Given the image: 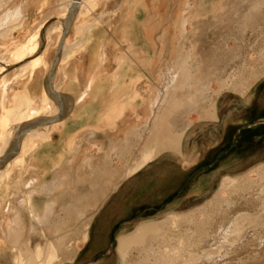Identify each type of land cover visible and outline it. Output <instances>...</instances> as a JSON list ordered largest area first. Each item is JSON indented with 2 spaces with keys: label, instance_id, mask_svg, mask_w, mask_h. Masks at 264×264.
Instances as JSON below:
<instances>
[{
  "label": "crops",
  "instance_id": "0c3cea01",
  "mask_svg": "<svg viewBox=\"0 0 264 264\" xmlns=\"http://www.w3.org/2000/svg\"><path fill=\"white\" fill-rule=\"evenodd\" d=\"M252 3L258 20L264 0ZM74 4L77 17L66 35L83 32L82 58L73 44L56 71L61 46L49 69L40 65L30 72L31 57L3 75L12 82L0 103L10 112L0 105V119L12 116L5 131L19 136L8 149L0 143V245L19 247L30 264H122L120 244H150L145 239L152 235L140 234L144 227L203 207L225 176L264 172V32L251 64L227 77L221 43L208 64L201 30L206 18L192 20L199 27L196 44L175 43L186 35L185 14L173 9L166 35L161 0H0V19L18 10L22 32H46L51 20L63 32ZM83 15L87 23L76 24ZM1 26L10 29L15 22ZM208 68H214L213 78ZM172 72L178 83L164 91ZM48 101L54 106L47 108ZM34 108L42 114L28 119ZM60 110L55 123H42ZM31 142L37 144L26 151ZM0 264H11L8 253H1Z\"/></svg>",
  "mask_w": 264,
  "mask_h": 264
},
{
  "label": "rangeland",
  "instance_id": "374dc122",
  "mask_svg": "<svg viewBox=\"0 0 264 264\" xmlns=\"http://www.w3.org/2000/svg\"><path fill=\"white\" fill-rule=\"evenodd\" d=\"M252 2L253 0H222L217 16L215 18L208 16L204 22H201V30L206 32L205 43L209 65L214 64L215 56L218 57V54L214 51L215 44L219 42L223 46V76H237V74L244 72V64H251L250 59L255 58L254 47L262 43L264 13L260 15L258 20L254 19L256 8ZM262 7L264 8V6ZM174 8L180 9L185 14V23L187 24V34L181 40L174 38L176 40L175 43H188L191 45L192 41L197 40L198 37L196 35L189 36L188 32H198L199 30L198 22L189 23L188 20L194 12V0H161L159 12L164 13L166 19L164 22V33L172 30L173 22L170 19H172L171 14ZM80 23L83 25L87 23L84 15L81 20L80 17L77 18L76 24ZM53 25H58V23L53 20L47 22L45 30ZM59 25L61 26V24ZM16 28H19V32H11ZM8 29L6 26L5 28L0 27V94L2 96L8 92V89L11 91L9 83L12 82L3 75L16 66V64L10 63L7 54L31 34V32H22V26L17 21L15 26L10 28L9 31ZM51 33L50 37H47V31L38 33L40 47H43V49L46 45L49 47L46 53V61L48 63L51 60L55 40L59 34L56 31ZM82 33L69 32L66 42H64V39L67 35L63 37V54H65V50L68 47L75 44L77 45L75 54L82 58L84 45L79 40V36ZM61 38L62 33L58 40L57 48ZM163 39H165L164 43L169 42L167 37L164 36ZM171 43H174L173 37ZM41 52L37 51L35 54L27 56L25 60L31 57L34 58ZM62 60L66 64L63 56ZM234 61H239L238 66L233 65ZM208 72L210 73L209 76L213 78L214 68H208ZM50 111L52 109L48 110V112ZM53 112H55L54 108ZM8 135L9 133H5L4 139ZM40 138H42L41 134L36 135L35 140ZM35 143L27 144L26 151L31 150L32 145ZM253 171L258 172V170ZM247 174L242 180L237 182V185L236 181L235 183L228 182L227 186L220 190L218 195L212 197L205 206L200 208L201 210L196 209L197 211L193 210L190 213H184L186 214L185 216L181 213L180 217L174 218L172 222L166 219V224L165 222L162 223L165 229L162 228L161 231L153 233L151 237L145 239L150 241V244H135L129 247L130 252L127 254V259L122 260V264H142L141 261L143 260L145 264H155L156 261L157 264H161V260L157 259L158 257L162 255L166 257L168 255L173 256L175 253L178 255L173 248H184V246L185 248L181 252L186 254L184 256L189 255L188 252L191 255L195 254L193 256H209L208 259L199 260L198 264H264V172L251 176ZM207 205H210V207L208 208ZM187 215L188 218H186ZM150 245L153 251H151ZM140 246H148V249L143 250ZM186 246L188 247L186 248ZM22 253L24 252L22 251ZM151 259L156 261L153 262Z\"/></svg>",
  "mask_w": 264,
  "mask_h": 264
},
{
  "label": "bare ground",
  "instance_id": "6f19581e",
  "mask_svg": "<svg viewBox=\"0 0 264 264\" xmlns=\"http://www.w3.org/2000/svg\"><path fill=\"white\" fill-rule=\"evenodd\" d=\"M70 2V1H69ZM72 2V1H71ZM77 2V1H76ZM221 2H222V0H194V12L191 14V17H190V20H189V23H192V20L194 19V18H201V19H203V18H206V17H208V16H210V17H216L217 16V14H218V12L220 11V8H221ZM80 3V2H79ZM82 3V2H81ZM72 4V3H71ZM78 4V3H77ZM69 5V4H68ZM82 5V4H81ZM80 5V6H81ZM79 6V5H78ZM77 6V7H78ZM1 8V7H0ZM65 8H66V6H65ZM80 8V7H79ZM223 8V7H222ZM18 9V8H17ZM13 12H9V14H8V12H3L4 13V15H3V19H4V23L6 24V22H8V21H17L18 22V24H20L19 22L21 21V15H20V13L21 12H18V10L17 11H15V10H12ZM79 13H80V11H78ZM9 15V16H8ZM64 15V14H63ZM74 15H75V18L77 17V8H76V10H75V12H74ZM2 19H0V25H3L4 23L2 22ZM137 22V21H136ZM11 25H13V23L11 22L10 23ZM179 24V23H178ZM17 25V24H16ZM20 26V25H19ZM1 27V26H0ZM182 28V27H181ZM61 30H62V27L58 24V25H53V26H51V27H49L48 29H47V37H50V35L52 34L51 32H54V31H56V32H58L59 34H58V37H57V39L55 40L56 42H55V45H54V48H53V53H52V55H51V60H50V62L48 63L47 61H46V53L48 52V45H46L45 46V48L43 49V51L38 55V56H36V57H34V58H32V59H30V62H29V64H27V66L29 67H26V68H28V69H30V72L34 69V68H36V67H38V66H40V65H45V66H47L48 67V69H49V67H50V65H51V63H52V60H53V58H54V56H55V53H56V49H57V44H58V40L60 39V35H61ZM38 33L39 32H31V34L28 36V38L26 39V40H24L20 45H17L16 46V48H14L11 52H9L8 54H7V56H8V58L10 59V63L11 64H16V63H18V62H20V61H22V60H24L27 56H29V55H32V54H35L39 49H40V39H39V35H38ZM69 33V32H68ZM187 34V33H186ZM188 34H189V36H194L195 35V32H188ZM200 34V33H199ZM68 36L69 35H67L66 36V38L64 39V42H66V40H67V38H68ZM200 37V36H199ZM135 40V39H134ZM185 40V39H184ZM196 39L195 40H193L192 41V43H191V45L193 46L194 44H196ZM47 42V41H46ZM63 42V43H64ZM129 42V41H128ZM64 46V45H63ZM63 46H62V51H61V57H60V60H59V63H58V65H57V67H56V71H61V68H63V66L65 65L64 64V61L62 60V54H63V52H64V50H63ZM192 46H191V48H192ZM193 51H194V48H193ZM190 52V51H189ZM195 54H197V53H195ZM186 55V54H185ZM188 55H189V53H188ZM188 55H186L187 57H188ZM192 57V56H191ZM183 58V57H182ZM189 58H190V55H189ZM188 58V59H189ZM178 59V58H177ZM264 59V58H263ZM184 60H185V58H184ZM175 61V60H174ZM186 61H188L187 59H186ZM28 62V61H27ZM184 62V61H183ZM198 63V62H197ZM201 63V62H200ZM26 65V64H25ZM126 65V64H125ZM203 65V64H202ZM24 66V65H23ZM262 66V65H261ZM192 67V66H191ZM191 67H189V73H190V68ZM198 67V66H197ZM196 67V68H197ZM195 68V67H194ZM23 70V69H22ZM170 70L171 69H169V72H170ZM181 71V70H180ZM199 72H200V70H199ZM253 72V71H252ZM22 73H23V71H22ZM21 73V74H22ZM173 73V72H172ZM174 73H175V71H174ZM173 73V74H174ZM192 73V72H191ZM200 73H202V72H200ZM255 73V72H254ZM30 74V73H29ZM203 74V73H202ZM201 74V75H202ZM171 75V74H170ZM189 75V74H188ZM204 75V74H203ZM202 75V76H203ZM53 76H54V74H53ZM53 76H51V77H53ZM183 76V75H182ZM56 77V76H55ZM176 74H174L172 77H171V81H168V82H164L166 85H165V87H164V85H163V87H164V91H167L169 88H174V86H173V84H175L176 85V83L175 82H177V81H175L176 80ZM240 77H241V75H240ZM239 77V78H240ZM179 78V77H178ZM183 78V77H182ZM188 78V77H187ZM191 78V77H190ZM189 78V79H190ZM197 78V77H196ZM180 79V78H179ZM204 79V78H203ZM191 80H192V78H191ZM205 80V79H204ZM208 80V79H207ZM245 80V79H244ZM166 81V80H165ZM179 81V80H178ZM206 81V80H205ZM226 81V80H225ZM237 81V80H236ZM247 81V80H246ZM52 82H54L53 81V78H52ZM180 82V81H179ZM191 82V81H190ZM203 82V81H202ZM233 82V81H232ZM231 82V83H232ZM51 83V82H50ZM178 83V82H177ZM192 83V82H191ZM230 83V82H229ZM228 83V84H229ZM236 83V82H235ZM54 85H55V82L53 83ZM227 84V83H226ZM225 84V85H226ZM238 84H239V81H238ZM240 84H242V83H240ZM53 85V86H54ZM191 85V84H190ZM229 85H231V84H229ZM248 85L250 86V83H248ZM52 86V85H51ZM50 86V87H51ZM52 86V87H53ZM232 86V85H231ZM237 86V85H236ZM162 87V88H163ZM180 87V86H179ZM188 87V86H187ZM193 87V86H192ZM190 88V87H189ZM189 88H187V89H189ZM198 88V87H197ZM206 88V87H205ZM204 88V89H205ZM55 90H57L56 89V85H55V88H54ZM46 90V89H45ZM55 90H53V91H55ZM202 90H203V88H202ZM243 90V89H242ZM176 91V90H175ZM188 91V90H187ZM44 92V91H43ZM56 92V91H55ZM163 92V91H162ZM46 93H48V92H45V94ZM52 93V92H51ZM219 93V92H218ZM49 94V93H48ZM161 94V93H160ZM168 94V93H167ZM15 95V94H14ZM51 95V94H50ZM53 95V94H52ZM194 95V94H193ZM43 96H45L44 94H43ZM47 96V95H46ZM57 96V95H56ZM168 96V95H167ZM166 96V97H167ZM2 97V96H1ZM6 97V96H5ZM50 97V96H49ZM61 97V96H60ZM59 97V98H60ZM14 98H16L15 96H14ZM47 98V97H46ZM51 98H53V97H51ZM57 98V97H56ZM161 98V97H160ZM197 98V97H196ZM42 99V98H41ZM43 99H44V97H43ZM42 99V100H43ZM48 99V98H47ZM47 99H46V101L45 102H47ZM163 99V98H162ZM1 100V99H0ZM3 100H5V99H3ZM54 100H55V98H54ZM60 100V99H59ZM44 101V100H43ZM51 101V100H50ZM50 101H48L49 103H46L47 104V108L51 105V106H54V105H52V103L50 102ZM1 102V101H0ZM3 102V101H2ZM44 102V103H45ZM64 102V101H63ZM66 102V101H65ZM158 102V101H157ZM163 102V101H162ZM4 103V102H3ZM13 103V102H12ZM43 103V102H42ZM14 104V103H13ZM40 104H41V101H40ZM45 104V105H46ZM66 104V103H65ZM160 104V103H159ZM212 104V107H214V102H212L211 103ZM0 105L2 106V104L0 103ZM59 105V104H58ZM64 105V104H63ZM157 105V104H156ZM210 105V104H209ZM0 106V107H1ZM69 106H70V104H69ZM155 106V105H154ZM3 107V106H2ZM43 107V106H42ZM64 107V106H63ZM68 107V106H67ZM4 108V107H3ZM6 108V107H5ZM3 109V110H6V109ZM33 108V107H32ZM51 108H54V110L55 111H57V108H55V107H51ZM50 108V109H51ZM65 108V107H64ZM70 108V107H69ZM156 108H157V106H156ZM12 109V108H11ZM37 108H34V109H32V110H30L31 111V113H29V116L27 117L28 119H33L34 117H39V115L40 114H42V113H40L39 114V112H41V111H39V109L38 110H36ZM46 109V108H45ZM59 109V108H58ZM155 109V108H154ZM49 110V109H48ZM208 110V109H207ZM7 111V114L6 115H8L9 113H8V111L9 110H6ZM39 111V112H38ZM211 111H212V109H211ZM10 112V111H9ZM26 112V111H25ZM5 113V112H4ZM55 113V112H54ZM58 114V113H57ZM5 115V114H4ZM43 116V115H42ZM47 116H50V115H47ZM6 117H9V116H6ZM5 116H3L1 119H0V143L2 142L3 143V141H4V144L3 145H5V147H4V150H5V148L6 149H8L7 148V146H9V143L14 139V137H16L17 136V134H18V130L17 131H15V133L14 134H12L11 135V132H9V135H8V137L7 138H5L4 139V137H5V133H6V131H4L5 130V126L7 125V121L9 120V119H7ZM10 117H12V116H10ZM9 117V118H10ZM45 117V116H44ZM61 117V116H60ZM23 118H24V116H23ZM22 118V119H23ZM42 118V117H41ZM36 119V118H35ZM28 122H29V120H27ZM34 121V120H33ZM56 121V120H55ZM55 121H54V123H55ZM18 122V121H17ZM12 123V122H11ZM20 123H22V121H20ZM24 123V122H23ZM22 123V124H23ZM25 123H27L26 122V120H25ZM43 123V122H42ZM21 124V125H22ZM30 124V123H29ZM14 126L16 125V124H13ZM13 126V127H14ZM51 126V125H50ZM18 127V126H17ZM24 127V126H23ZM16 128V127H15ZM48 128V127H47ZM46 128V129H47ZM50 128V127H49ZM14 129V128H13ZM17 129V128H16ZM15 129V130H16ZM36 129V128H35ZM38 129V128H37ZM37 131V130H36ZM46 131V130H45ZM45 133H48V132H45ZM181 135V134H180ZM21 136V135H20ZM29 136V135H28ZM17 138V137H16ZM46 138V137H45ZM20 140V139H19ZM25 141V140H24ZM179 141V140H178ZM17 142V141H16ZM24 143V142H23ZM37 143H35L34 145H32V147H31V150L32 149H34V147H35V145H36ZM13 145H15V144H13ZM18 145H19V143H18ZM17 145V146H18ZM3 147V146H2ZM1 147V148H2ZM12 147V146H11ZM10 148V147H9ZM18 150L19 149H17V152H18ZM4 152V151H3ZM6 153V152H5ZM19 153H21L20 151H19ZM3 154V153H2ZM9 154H11V153H9ZM1 157V156H0ZM7 157V156H6ZM147 158V157H146ZM0 159H2V158H0ZM7 158H5V160H6ZM12 159H14V157H12ZM2 163V162H1ZM264 163V162H263ZM259 167L260 168H262V167H264V164H262L261 166L259 165ZM259 167H257L258 169H260ZM263 169V168H262ZM1 170V169H0ZM2 172V170L0 171V173ZM246 175L245 174H242V175H237V176H225L222 180H221V182H220V184H219V187H218V190H217V192L216 193H214L215 195H218V193H219V191L220 190H222V189H224L227 185V183L228 182H234L235 183V181H236V185H237V182H239L240 180H242L243 179V177H245ZM32 182V181H31ZM33 183V182H32ZM31 185V184H30ZM20 198V197H19ZM24 198V197H23ZM212 199V197L211 198H208V199H206L207 201H206V203L207 202H209L210 200ZM25 200V199H24ZM28 200V199H27ZM20 202L22 203L23 202V200L22 199H20ZM8 203V202H7ZM205 203V204H206ZM9 204V203H8ZM17 204V203H16ZM202 204V203H201ZM210 204V203H209ZM29 205V204H28ZM19 206V205H18ZM32 206V205H31ZM31 206H30V211H31ZM203 206V205H202ZM205 206V205H204ZM208 206V205H207ZM210 207V205L208 206V208ZM200 208H202V207H200ZM199 208V209H200ZM6 209H7V207H6ZM32 209H33V207H32ZM194 209V208H193ZM207 209V208H206ZM201 210V209H200ZM7 211V210H6ZM29 211V210H28ZM197 211V210H196ZM16 212V211H15ZM14 212V213H15ZM204 212H205V210H204ZM12 213V212H11ZM10 213V214H11ZM13 213V214H14ZM179 213V212H178ZM185 213H187V212H185ZM190 213V212H189ZM188 213V214H189ZM12 214V215H13ZM30 214V213H29ZM32 214V213H31ZM11 215V216H12ZM186 214H184L183 216H185ZM19 216V215H18ZM38 216V215H37ZM180 217V214H176V213H172V214H170L166 219H168L167 221H174V218H177V217ZM30 217H31V215H30ZM34 217V216H33ZM12 219H13V217H11ZM15 218H17V217H15ZM14 218V219H15ZM18 218H20V217H18ZM186 218H188V215L186 216ZM13 219V220H14ZM32 219V218H31ZM165 219V220H166ZM32 221V220H31ZM158 221V220H157ZM166 221V222H167ZM169 221V222H170ZM152 222H154V221H152ZM166 222H165V224H166ZM162 222H160V223H158V224H155L154 226H150L149 224V227H144L142 230H140V234L143 236V238L144 237H146L147 235H153V233H156V232H159V231H161V229L162 228H164L163 227V224H161ZM34 224V223H33ZM88 224V223H87ZM39 226V225H38ZM145 226V225H144ZM167 226H168V224H167ZM140 227V226H139ZM166 227V226H165ZM86 228V227H85ZM40 229V228H39ZM165 229V228H164ZM86 230H84L83 231V233H82V239H85V237H86V232H85ZM136 233V232H135ZM165 233V232H164ZM163 233V234H164ZM39 234V233H38ZM163 236V235H162ZM132 237V236H131ZM155 237H156V234H155ZM142 238V237H141ZM132 239V238H131ZM140 241V243L141 244H138V245H142L143 244V242L144 241H141V240H139ZM139 241H137V242H139ZM173 241V240H172ZM180 241H181V239H180ZM134 242V241H133ZM124 243V242H123ZM5 244V243H4ZM173 244V243H172ZM182 244H183V242H182ZM145 245V244H144ZM175 245V244H174ZM168 246V245H167ZM170 246V245H169ZM127 247H129V246H127V245H125V244H120L119 246H118V251H119V256L121 255V257H122V259L123 260H125L126 259V256H127ZM143 250L145 249V250H147L148 249V246H140ZM150 247H151V245H150ZM165 247V246H164ZM164 247H162V248H164ZM188 246H186V248H187ZM161 248V247H160ZM159 248V249H160ZM184 248H185V246H184ZM184 248L183 247H175V248H173V250L175 251H177V253H178V255L175 253V254H173V256H161V257H156L158 260H161V264H198V261L200 260V261H202L203 259H208V255H206V256H198V255H196V256H193V255H195V254H193V255H191L190 254V252H188V254L189 255H187V256H184V255H186V254H183V253H181L183 250H184ZM151 249H152V247H151ZM158 250V249H157ZM164 250V249H163ZM172 250V249H171ZM172 250V251H173ZM29 251V250H28ZM151 251H153V249L151 250ZM165 251H168V250H165ZM165 251H164V253H165ZM146 252V251H145ZM169 252V251H168ZM1 253H8V256H9V261H10V263L11 264H30V261L29 260H27L28 259V257H29V255L27 254V255H24L25 253H22V250L19 248V247H17V246H7V244L6 245H0V255H1ZM151 253V252H150ZM170 253V252H169ZM191 253H193V252H191ZM158 255H159V253H157ZM166 254V253H165ZM172 254V253H171ZM206 254V253H205ZM204 254V255H205ZM150 256H151V254H149ZM155 255V254H154ZM210 255V254H209ZM156 256V255H155ZM160 256V255H159ZM193 256V257H192ZM146 257V256H145ZM152 258H154V257H152ZM155 258V259H156ZM8 259V258H7ZM144 261V260H143ZM143 261H141L142 262V264H145ZM151 261H153V262H155L156 260H153V259H151ZM157 262V261H156ZM155 262V264H157ZM41 263V262H40ZM154 264V263H153Z\"/></svg>",
  "mask_w": 264,
  "mask_h": 264
},
{
  "label": "water",
  "instance_id": "95a60500",
  "mask_svg": "<svg viewBox=\"0 0 264 264\" xmlns=\"http://www.w3.org/2000/svg\"><path fill=\"white\" fill-rule=\"evenodd\" d=\"M76 8H77V5H76V4L72 5V6L69 8V11H68V13H67L65 19L63 20V32H62V38H61V40H60V44H59V46H58V49H57V52H56V55H55V58H54V63H55V62L57 61V59H58V56H59V53H60V48H61V46H62V39H63V37L66 35V30H67V28L69 27L71 20L74 18V12H75ZM52 70H53V68L50 70V73H49L50 76H51V74H52ZM51 92H52V91H51ZM53 93H54V92H53ZM59 113H60V114H58V115L55 116V117L44 119V120H43V123H51V122H54L57 118L60 117V115H61V110H60ZM38 124H39V123H38ZM34 125H37V123L34 124ZM18 136H19V133L17 134V137H18Z\"/></svg>",
  "mask_w": 264,
  "mask_h": 264
}]
</instances>
